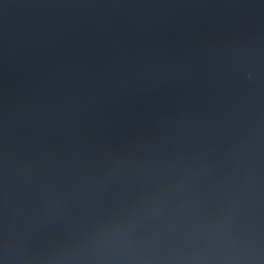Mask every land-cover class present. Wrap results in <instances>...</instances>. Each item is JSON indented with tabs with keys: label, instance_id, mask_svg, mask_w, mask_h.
<instances>
[{
	"label": "water",
	"instance_id": "obj_1",
	"mask_svg": "<svg viewBox=\"0 0 264 264\" xmlns=\"http://www.w3.org/2000/svg\"><path fill=\"white\" fill-rule=\"evenodd\" d=\"M0 264H264V0H0Z\"/></svg>",
	"mask_w": 264,
	"mask_h": 264
}]
</instances>
